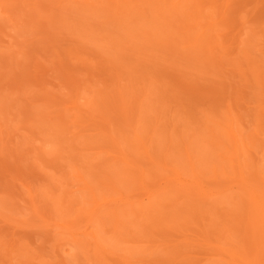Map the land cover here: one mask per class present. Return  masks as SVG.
<instances>
[{
    "label": "rangeland",
    "instance_id": "obj_1",
    "mask_svg": "<svg viewBox=\"0 0 264 264\" xmlns=\"http://www.w3.org/2000/svg\"><path fill=\"white\" fill-rule=\"evenodd\" d=\"M128 1L0 0V264H264V0Z\"/></svg>",
    "mask_w": 264,
    "mask_h": 264
},
{
    "label": "bare ground",
    "instance_id": "obj_2",
    "mask_svg": "<svg viewBox=\"0 0 264 264\" xmlns=\"http://www.w3.org/2000/svg\"><path fill=\"white\" fill-rule=\"evenodd\" d=\"M114 1H118V0H114ZM162 1L161 2V5L163 8H167L168 6V2L170 0H160ZM146 2H148V4L152 3L153 0H146ZM197 3H195V6L193 7L194 10L193 11H196L197 15L199 16L198 19H206V18H210L211 17V14L203 7V0H197L196 1ZM119 3L120 4H117V9H120L124 6H126V8L128 7V3L129 1L128 0H125V1H121L119 0ZM119 11V10H118ZM197 18V17H196ZM216 29L212 28L210 29L209 31L211 32L210 34V37H209V40L211 41V43L214 41L215 37L213 35V32L215 31ZM217 31V30H216ZM215 43V42H213ZM217 43V42H216ZM210 51H213V50H210ZM92 103L90 104L89 108L91 107ZM93 106V105H92ZM78 110H81L79 107H77ZM76 109V110H77ZM262 108L260 110V112L262 113ZM230 131H229V135L230 137H232L233 141H234V145H233V148H234V155H237L239 154V152L241 151V143L238 139V136L235 134V132L233 131V124H231V127H230ZM246 142H243L242 145L243 147L246 146L245 144ZM240 168L242 167V165L239 166ZM246 167V166H245ZM232 170H235V165H233V168ZM194 171V169H193ZM214 173H215V176L217 175L218 171L217 170H214ZM264 173V172H262ZM177 176L180 177L178 178L180 181H182V178L179 174V172L177 171L176 172ZM261 174V173H260ZM140 180L143 182L144 181V175H141L140 176ZM190 187H197L195 186L194 184L192 183H189L186 185V188L189 189ZM185 188V189H186ZM256 190H253L252 193L250 194V196H248V206L252 209V211L256 214V218L257 219L258 217L261 218V227H264V192L261 191V188L258 189V186L255 187ZM168 188L165 189V191H167ZM183 190H181L182 192ZM227 191H224V190H219V191H216L215 192V195H224ZM196 193V192H195ZM199 193V192H198ZM163 197V196H162ZM129 199H125V201H127ZM262 235L264 236V233H262ZM87 237H90L91 239L93 238H96L94 234H89V235H86ZM226 252L228 253H231V256L233 257L234 260L240 258V254H238L236 251L234 250H226Z\"/></svg>",
    "mask_w": 264,
    "mask_h": 264
}]
</instances>
